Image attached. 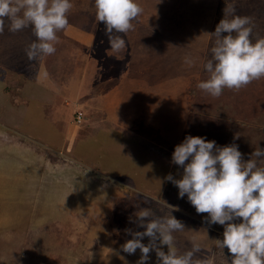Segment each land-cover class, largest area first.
Here are the masks:
<instances>
[{
    "label": "rangeland",
    "instance_id": "obj_1",
    "mask_svg": "<svg viewBox=\"0 0 264 264\" xmlns=\"http://www.w3.org/2000/svg\"><path fill=\"white\" fill-rule=\"evenodd\" d=\"M136 2L143 13L126 35L114 33L126 42L114 53L94 0H72L68 27L87 39L68 38V27L57 33L56 50L66 55L55 51L44 66L56 89L23 66L33 42L24 30L0 34V264H136L139 250L121 251L131 238L124 230H137L130 218L144 208L169 215V204L185 225L173 234L181 254L196 238L195 259L231 264L227 249L216 247L223 226L208 224L165 177L183 172L172 153L187 136L190 101L204 96L217 109L201 136L218 146L236 143L245 160L264 167V157L251 155L264 148V78L233 90L244 95L240 103L197 88L209 75L204 64L223 9L235 5L234 15L252 18L255 42L264 37V0ZM189 56L196 60L191 68L184 64ZM148 264H156L154 252Z\"/></svg>",
    "mask_w": 264,
    "mask_h": 264
},
{
    "label": "clouds",
    "instance_id": "obj_2",
    "mask_svg": "<svg viewBox=\"0 0 264 264\" xmlns=\"http://www.w3.org/2000/svg\"><path fill=\"white\" fill-rule=\"evenodd\" d=\"M94 4L95 19L104 25L111 50L122 51L126 42L114 33L126 35L133 30V21L143 8L136 0H94ZM73 7L72 0H0V34L6 27L11 33L31 29L35 40L26 49L28 59L52 55L59 42L57 33L67 29ZM235 11V5L223 9L213 32L212 58L204 64L208 78L197 84L212 97H219L225 89L239 91L264 78V37L253 42L252 18L234 15ZM195 63L190 56L184 58L189 68ZM251 155L264 157V148ZM171 163L183 172L179 178L169 173L165 180L178 188V198L187 197L197 214H207L208 224L223 226V239H216V247L227 249L231 264H264V167L256 159L245 160L236 143L218 146L215 140L192 135L175 146ZM168 207L171 213L166 216L144 208L135 219L130 218L137 230H124L131 238L121 251L134 255L139 250L136 264H148L153 252L156 264H212L194 258L201 251L196 238L190 250L178 251L173 234L183 232L185 225L173 215L178 206Z\"/></svg>",
    "mask_w": 264,
    "mask_h": 264
},
{
    "label": "trees",
    "instance_id": "obj_3",
    "mask_svg": "<svg viewBox=\"0 0 264 264\" xmlns=\"http://www.w3.org/2000/svg\"><path fill=\"white\" fill-rule=\"evenodd\" d=\"M258 9L256 10L257 12H258ZM241 89H243V88H241ZM223 92H224V94L228 93V96L230 99L234 98L235 103H239V101L237 99H235V97L237 95L235 93H233V90L229 91L228 89H225ZM224 94H222L220 96H224ZM234 95H236V96L234 97ZM220 96H219V98H220ZM261 97H263L260 100L261 107L263 109V107H264V94H263V96L261 95ZM203 98L205 101L203 99H200L198 101L195 100L196 102L194 100H191L190 117L188 118V128H187V133H186L187 136L188 135L201 136L204 133V131L202 132V130L204 128L206 129L208 127H211V123H214V121L212 119V117H213L212 115H214L216 113L217 107L212 105L210 102L208 104L205 96ZM202 137L205 138V135H203Z\"/></svg>",
    "mask_w": 264,
    "mask_h": 264
},
{
    "label": "crops",
    "instance_id": "obj_4",
    "mask_svg": "<svg viewBox=\"0 0 264 264\" xmlns=\"http://www.w3.org/2000/svg\"><path fill=\"white\" fill-rule=\"evenodd\" d=\"M78 18H83L84 19V22L86 21L87 22V26H88V19H87V17H85L84 16V14H78ZM70 30V32H69V35H68V38H78V39H82V40H84V41H86V39L87 38H83L84 37V31L83 32H81V31H79L78 30V32H75L76 31V29L78 28V27H75V28H73V27H71V26H69L68 27ZM27 31H30L31 32V34H32V31H31V29H25L24 31H23V35H24V37L23 38H31L33 41L35 40V37L33 36V34H32V36L31 37H29V36H27L26 34H27ZM72 34H74V36H71ZM117 34V33H116ZM20 37L22 38V36L20 35ZM0 38H2V37H0ZM59 38H61V37H59ZM89 39V38H88ZM101 40V38H97V40ZM64 45H66V43H62L61 44V46H64ZM85 46H86V44H85ZM21 50H24L21 46L20 47H18L17 48V52H19V51H21ZM76 50V49H75ZM60 55H61V57L60 58H64V56L66 55L65 54V52L66 51H59V50H56ZM77 54H81V52L80 51H77L76 52V55ZM54 58V55L52 54V55H49V56H45V57H42V58H40V59H38V60H26V62H27V65H23L24 67H25V69L27 68V67H31L32 68V70H35V71H39L40 72V74L39 75H35V77H38V78H36V79H40V81L38 82V83H40L41 84V86H43L44 88H46V89H56V86L54 85V82H53V80L52 79H50L49 77H48V73H47V70H45V63H48V61H47V58L49 59V60H51V58ZM59 58V59H60ZM3 60L2 59H0V63L2 62ZM28 61H29V64H28ZM32 62H34L33 64H34V66H32ZM0 67H4V65H0ZM5 68V67H4ZM22 68V67H21ZM22 70V69H21ZM23 71V70H22ZM25 73H27L26 71H24ZM1 73V72H0ZM3 74H5V72L3 73ZM47 76V78H46V80L48 81V83L49 84H47V83H44V80L43 79H45V77ZM50 76V75H49ZM43 80V81H42ZM60 90H62L61 88H59ZM241 90V89H240ZM67 91V90H66ZM262 95V94H261ZM230 99V98H229ZM236 99L239 101V103L243 100L244 101V95L243 94H239V96L238 97H236ZM190 103H191V101H190ZM227 104V103H226Z\"/></svg>",
    "mask_w": 264,
    "mask_h": 264
},
{
    "label": "built area",
    "instance_id": "obj_5",
    "mask_svg": "<svg viewBox=\"0 0 264 264\" xmlns=\"http://www.w3.org/2000/svg\"><path fill=\"white\" fill-rule=\"evenodd\" d=\"M81 118H82V114L80 113L78 116L79 121L81 120Z\"/></svg>",
    "mask_w": 264,
    "mask_h": 264
}]
</instances>
